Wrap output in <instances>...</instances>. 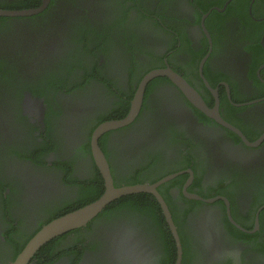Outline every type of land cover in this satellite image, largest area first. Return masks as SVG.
<instances>
[{
  "label": "flooded vegetation",
  "instance_id": "obj_1",
  "mask_svg": "<svg viewBox=\"0 0 264 264\" xmlns=\"http://www.w3.org/2000/svg\"><path fill=\"white\" fill-rule=\"evenodd\" d=\"M212 1L223 5L201 8ZM0 61V264L61 204L80 203L97 172L93 130L123 118L143 75L166 67L216 114L166 76L151 79L134 119L97 140L113 183L175 174L156 190L186 263L264 264V0H49L36 14L6 17ZM27 96L42 102L41 118ZM148 194L58 236L51 256L36 257L169 264L159 232L167 223ZM37 258L29 264H42Z\"/></svg>",
  "mask_w": 264,
  "mask_h": 264
},
{
  "label": "water",
  "instance_id": "obj_2",
  "mask_svg": "<svg viewBox=\"0 0 264 264\" xmlns=\"http://www.w3.org/2000/svg\"><path fill=\"white\" fill-rule=\"evenodd\" d=\"M49 0H42V5L39 7H31L26 9H2L0 8V17H18V16H26L36 14L42 11L46 5L48 4ZM158 76H166L169 78L173 83H175L187 96V98L197 107L201 108L209 115L211 113L216 114L215 111L209 110L199 94L191 87L187 82L171 70L169 67L166 68H156L153 70L148 71L143 75L141 80L138 83V86L134 92L133 98L130 102V108L128 113L121 119L115 120H108L99 123L96 128L92 132L91 137V151L94 163L101 174V177L104 182V190L102 194L92 202H89L85 205L79 206L71 211H68L64 214H61L55 218H52L47 223L43 224L25 243L22 249L18 252L15 256L13 261L10 264H29L31 259L34 255L41 249V247L46 244L51 239L63 235L71 230L86 226L92 219H94L110 202L116 200L117 198L135 194L140 192L151 193L155 196L157 202L159 203L161 210L163 212L165 221L168 225V228L171 232V235L175 242L176 247V258L174 264H181L182 261V244L180 241V237L178 231L176 229L175 224L171 218V213L167 207L162 196L156 190V187L166 181L175 174L168 175L163 177L162 179L158 180L152 184H145V183H138V184H131V185H122V186H115L113 183V178L110 172V167L105 157V154L99 148L98 145V138L99 136L106 132L107 130L117 128L123 125L130 123L134 117L137 115L139 108L141 106V102L143 100V95L145 91V87L147 83ZM27 103L29 106L32 105L37 106L38 116L41 118V111H42V102L40 100H36L34 98L26 97ZM33 108V107H32ZM35 108V107H34ZM219 120V119H218ZM223 124L230 127V125L224 123L222 120H219ZM233 129V128H232ZM196 198H199L196 195H192ZM214 199H208V201H213ZM226 204H228L227 200L224 199ZM264 205L261 206L263 208ZM260 208V209H261ZM258 227V215L255 220V228Z\"/></svg>",
  "mask_w": 264,
  "mask_h": 264
},
{
  "label": "trees",
  "instance_id": "obj_3",
  "mask_svg": "<svg viewBox=\"0 0 264 264\" xmlns=\"http://www.w3.org/2000/svg\"><path fill=\"white\" fill-rule=\"evenodd\" d=\"M39 2H40V0H13L11 2L7 1V0H1L0 1V8H2V9H17V10H20V9L36 7L39 4ZM214 5H216L219 8H221L223 4L219 3L217 1H212V2L207 3V4H204L203 2H201V4H200V6H201V8L203 10H208L210 8H213ZM243 9L246 11V9L244 7L241 9V11ZM231 10H232V4L228 3L227 7L224 9V11H226V14H229ZM211 12L218 14V11H216L215 9H212ZM243 15H246V14H243ZM239 16L241 17L240 14H239ZM5 19H6V17H0V25L3 23V21ZM256 47L261 48V47H259L258 43L256 44ZM0 65H4V62L0 61ZM156 79L157 78L153 79L152 82L154 80H156ZM148 85H149V87H151L152 83L149 82ZM38 95L42 96V94H38ZM129 105H130L129 102L124 104L122 106L123 111H125V110L128 111ZM124 115L125 114H123L122 116H124ZM102 120L105 121V119H102ZM88 181L91 182V183L86 185V186H84L83 190L80 191V194H79L80 203L73 206L72 205L73 203H71V202H64L63 204H61V207H58V208H56L54 210V212H53L54 215L52 216V218H55L56 216H59V215L64 214V213H66L68 211H71V210H73V209H75V208H77L79 206H82V205H85V204H87L89 202H92V201L97 199L102 194V192L104 190V182H103V179H102L101 174L99 173L98 169H97V172H96V176L94 178H92V179H89ZM83 185H84V182H83ZM114 185L115 186H121L123 184L116 182V180L114 179ZM140 198L149 199V198H152V196H149L148 193H137V194L135 193V194H129V195L121 196V197L117 198L116 200L110 202L108 205H106L105 208L95 218L101 216L104 212H108L109 210H112L113 208H117L118 206L121 207L123 205H133V203L137 199H140ZM155 206H156V209L158 211V217L160 218V221L163 223L164 222V216L161 213L160 209L158 208V204L157 203H155ZM262 214H264V210L260 213V220H261V217H262L261 215ZM52 218L50 217L49 220L52 219ZM260 227H261L260 228V232H257V233H261V232L264 231V224H263V226L260 225ZM159 232H160L161 238L163 240L164 250H165V254H166L167 259H168V263L169 264H174L175 258H176V247H175V242H174V239H173V237L171 235V232L169 231V228H168V226L165 223H163V225L161 224V226H159ZM178 232L180 234L179 230H178ZM33 234H31L29 237L24 239L22 243H18V244L15 245V252H14V255H13V259L18 254V252L22 249V247L25 245L27 240ZM9 238H10V236L7 239H9ZM58 238H60V237H55V238L51 239L50 241H48L46 244H44L41 247V249L31 259V262H33V260L35 258H37L36 256L38 254H40V252H42L45 255L51 256L52 253H53V246L52 245L56 243V240ZM180 240H181L182 249H183L181 264H187L186 261H185V255L187 256V254H186L187 251H186V247H185L184 241H183L181 236H180ZM260 245L262 246L260 250L264 251V236L262 237V241H261ZM36 260L38 261V263H42V264L43 263L44 264H48V262H49V261H47L48 259H46V261H40L41 258H37Z\"/></svg>",
  "mask_w": 264,
  "mask_h": 264
}]
</instances>
